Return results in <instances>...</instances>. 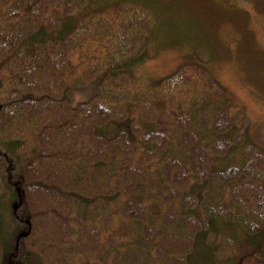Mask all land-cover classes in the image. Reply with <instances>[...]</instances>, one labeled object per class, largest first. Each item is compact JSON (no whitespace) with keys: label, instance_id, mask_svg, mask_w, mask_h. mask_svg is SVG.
<instances>
[{"label":"trees","instance_id":"obj_1","mask_svg":"<svg viewBox=\"0 0 264 264\" xmlns=\"http://www.w3.org/2000/svg\"><path fill=\"white\" fill-rule=\"evenodd\" d=\"M61 4V11L55 9ZM139 6L122 7L123 16L84 13L77 21L72 0H0V21L9 23L0 31L6 41L0 42V249H9L11 243L15 257L18 239V255L29 250L37 256L29 264H75L68 254L56 255L64 244L74 248L76 264H106L109 256L110 264H146L143 257L139 263L128 257L138 259L139 249L151 254L153 248L163 263L171 255H182L192 264L196 242L209 252L208 264H264V244L257 239L264 232V153L255 142L243 145L240 135L229 138L239 118L226 113L225 100L219 98L202 114L211 120L214 138L209 143L198 140L190 113L178 115L173 130L180 132L182 150L171 156L165 150L168 144L171 148L170 137L153 115L152 124L145 126L157 88L128 90L140 72V53L114 66L102 65L106 58L122 56L129 34L140 40L136 50L146 52L152 14ZM26 17L37 19L41 27L28 28ZM108 24L113 30L105 34ZM23 39H32V47L19 45ZM179 75L167 77L166 90L181 86ZM78 79L93 81L98 92L88 102L72 105L65 90ZM203 79L218 87L210 75ZM126 100L137 109L136 119L129 118L128 108H117ZM112 118L119 124L129 120L130 125L108 136L104 129ZM257 142L264 146V131L257 134ZM233 144L242 147L245 161L214 171L218 175L210 173L216 149L223 156ZM167 154L168 165L146 172L140 168L143 161H163ZM166 167L172 173H164ZM215 176L233 183L224 196L210 188ZM19 200L16 213L11 204ZM7 212L12 229L6 228ZM118 217L124 221L112 230L110 223ZM18 220H28L32 233L25 224L16 225ZM95 221L98 228L91 223ZM173 226L183 229L170 230ZM34 227L44 231L33 233ZM85 234L95 236L88 247L92 254L80 242ZM126 237L113 247L115 240Z\"/></svg>","mask_w":264,"mask_h":264},{"label":"rangeland","instance_id":"obj_2","mask_svg":"<svg viewBox=\"0 0 264 264\" xmlns=\"http://www.w3.org/2000/svg\"><path fill=\"white\" fill-rule=\"evenodd\" d=\"M72 1L75 3L74 12L77 21L84 13H89V16L101 14L106 17L107 14L112 13L123 16V14H125V9L122 7H133L139 6L138 4H140V9H145L144 7L149 8L152 14L151 20L153 30L149 36L150 41L147 45L146 52L143 54L141 50H136L140 46V40L136 35L129 34L127 37L128 41H126L121 52L122 56L119 57L118 60L113 58V61H109L108 58H106L102 65L103 67L109 66V64L114 66L116 61L127 58L130 54L139 56L138 54L140 53L141 59L138 63L140 72L139 74H134L136 76L133 78L136 86L132 84V86L130 85L132 89L128 90L135 93L137 91L144 92L152 88L151 86L157 88L155 89L157 94L152 98V103H150L147 112L148 116L144 120L145 126H147V124L149 126L152 124L153 115L155 124L159 123L170 137L169 143L171 148L169 149L168 144L165 150H170L171 156L174 150H182L178 142L180 132L173 130V123L175 124V120L180 113H190L193 129L198 135V140H201L203 143H209V139L214 138L210 126L211 120L204 118L202 114L205 115L208 106L216 104L219 98L220 100H225L222 103L226 104V113L231 117L239 118L234 129L230 132L231 136L229 138L232 139L240 135L238 141H242L243 145L255 142L259 145L258 149L264 153V146L257 142V134L264 131V0ZM62 5L63 4L57 6L55 9L60 8L61 11ZM53 10H50V12L55 13ZM46 11H48V8ZM26 18L29 20L26 21L24 18V25L27 23L28 28L33 29L41 27L40 24L36 22L37 19ZM28 22H33L34 24H28ZM5 27L9 28L8 21H0V31H4ZM100 30L102 32V28ZM112 30L113 28L108 24L105 29V34L111 33ZM126 34L127 32L125 31L124 35ZM124 35L118 36L117 39L122 38ZM0 42L5 44L4 35L3 40L0 38ZM22 43L27 49L31 48L33 45L32 39H23L19 45ZM104 50L105 49L102 51ZM78 68L82 69L80 67ZM199 69L206 71L203 73ZM174 73L180 74L178 77L181 79V86L175 90H171V88L166 90L164 81L168 76ZM207 74L216 81L218 87L215 85H211L210 87L206 80L203 79ZM121 77L122 76H120V78ZM78 80L71 83L65 90L67 102H70L72 105L77 102H88L93 99L98 92L97 86L93 81L89 80L82 82L81 79ZM74 84L75 87H73ZM16 88H18V86ZM19 88H21L20 85ZM167 92L169 93L167 94ZM204 105L207 107L201 108L205 107ZM132 106L133 103L130 100H126L123 102L121 101V104L117 108L122 112H125L126 108H128L130 111L128 113L129 118L136 119L137 109L134 111ZM194 110H197V112L201 114L198 113L194 115ZM153 111H155V114ZM207 111L209 112V109H207ZM128 125H130L129 120L119 124L117 120L113 119L110 122L108 121L104 132H106L108 136H113L120 127L128 128ZM231 142L232 141H230L229 144ZM241 148L242 147H237L233 144L232 148L223 156L219 155L222 150L220 148L216 149L218 156H215L209 162V168L211 169L210 173L213 172L214 175H218L217 172L214 171L223 170L229 165H241L243 160L246 159V153L244 152V154H242ZM262 156L264 157V154ZM169 159L170 157L167 154L163 161H156L154 163L150 160L148 163L143 161L140 168L143 172H146L147 169H154L153 167H162L163 163L168 165ZM163 172L166 174H169V172L172 173L167 167ZM243 180L246 179L244 178ZM230 185H233V183L231 182ZM230 185L223 183V179L220 176H215L213 185H211L210 188L214 191H217V188L219 190L218 194L224 196L225 193L230 191L228 190ZM181 186L183 187L185 185L182 184ZM156 189L157 187L154 190ZM176 201V199L173 200V202ZM16 203L17 207L15 208V212L17 213L20 209L21 201L19 200ZM3 204L5 210H7V204ZM7 214L9 215L8 212L6 215ZM8 215L5 217L6 228L12 229L13 224L11 225ZM123 221L124 219L118 217L115 223L111 221L110 228L114 230V227L120 226ZM91 223L99 227V225L95 224L97 223L96 221ZM24 224L27 229H29L27 232L30 231L32 233L28 220H18L16 223V225H21L22 227ZM73 225L77 226L78 229L82 231L76 223ZM169 229L182 230L183 228L173 226ZM36 231H44V229L34 227L33 233ZM243 232L244 231H238V235H241ZM108 233L109 232L105 235L110 236ZM138 233H141L140 228H138ZM102 236L103 234L100 235V238ZM126 238L127 239H120L121 241L115 240L113 247L129 239L128 237ZM80 239L81 244L86 246L88 251L91 249L88 247L92 246V243L96 241L95 236L90 238L86 234ZM257 239L261 244H264V232L258 235ZM195 244V253L193 254V258L190 259L192 264H208L207 257L209 252L204 246L196 242ZM7 245L9 249H0V264H14L16 262L18 264H29L27 262L37 260L35 253H30L29 250L26 251V253L17 254V252L20 251L18 248L19 240L15 243L14 248L16 256L18 257L11 256L13 249H10V246L12 244L9 243ZM104 245L111 247L112 244L104 243ZM125 246H127V244L121 248ZM224 248L227 249V247L224 246L220 247V250L222 251ZM221 251H219L218 255L222 253ZM149 252L151 254L148 253L146 248L145 251L139 249V254L137 253L139 256L138 259L131 255H129L128 259L131 260V262L137 260L139 263L140 257H143L145 261H147L146 264H153V260L158 262V264H187V260L182 255H177L176 257L171 255L166 258L163 263L156 255L157 253L153 248H149ZM55 253L59 256L68 254L69 259L75 262V264L79 261L74 248L71 246L69 247L68 244L59 246ZM92 253L93 251H89V254ZM144 253L145 256H143ZM109 257L106 259V264L111 263ZM94 264L97 263L95 262Z\"/></svg>","mask_w":264,"mask_h":264},{"label":"water","instance_id":"obj_3","mask_svg":"<svg viewBox=\"0 0 264 264\" xmlns=\"http://www.w3.org/2000/svg\"><path fill=\"white\" fill-rule=\"evenodd\" d=\"M16 208V205H14V209Z\"/></svg>","mask_w":264,"mask_h":264}]
</instances>
